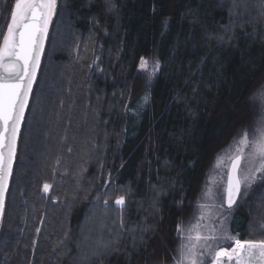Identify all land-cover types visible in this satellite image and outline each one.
Wrapping results in <instances>:
<instances>
[{"label": "trees", "instance_id": "obj_1", "mask_svg": "<svg viewBox=\"0 0 264 264\" xmlns=\"http://www.w3.org/2000/svg\"><path fill=\"white\" fill-rule=\"evenodd\" d=\"M14 5L0 0V36ZM151 55L160 70L145 86L139 64ZM263 75L264 0H58L19 137L0 264L171 261L211 154ZM232 208L230 232L264 240V182ZM86 237L95 242L80 246Z\"/></svg>", "mask_w": 264, "mask_h": 264}, {"label": "snow or ice", "instance_id": "obj_2", "mask_svg": "<svg viewBox=\"0 0 264 264\" xmlns=\"http://www.w3.org/2000/svg\"><path fill=\"white\" fill-rule=\"evenodd\" d=\"M57 4L58 0H15L6 32L0 36V215L12 175L20 126ZM140 67L148 68V61L142 58ZM157 67L158 64H154L152 71ZM225 158L228 175L221 198H226L227 208L231 209L241 194L242 185L251 187L258 179H264V119L257 125L252 138L245 131L233 140L217 157V168L225 163ZM50 188L47 183L43 186L45 193ZM204 195L212 198L214 193L208 190ZM124 200L120 196L115 203L123 205ZM204 218L201 214L194 225L178 228L181 243L176 264H204L205 256L211 258L210 264H264V240L241 241L223 224L219 229L201 224ZM225 242L231 246L225 247Z\"/></svg>", "mask_w": 264, "mask_h": 264}, {"label": "rangeland", "instance_id": "obj_3", "mask_svg": "<svg viewBox=\"0 0 264 264\" xmlns=\"http://www.w3.org/2000/svg\"><path fill=\"white\" fill-rule=\"evenodd\" d=\"M143 59L148 61V68L142 69L140 67L141 64L140 61L139 70L142 72L144 76L145 86H149L152 84V82L159 73L160 63L158 59L152 55L145 57ZM154 64H158V67L153 72L152 68ZM247 106H248L247 114L235 123V125L232 127L231 131L229 132L228 136L225 138V140L213 150L207 168L204 172L201 184L192 200L193 202L191 208L187 211V213H185L182 223H180L178 228L187 229L190 225H194L201 216V214H203L205 218L200 221L201 224H205V225L211 224L215 226L217 229H219L220 225L223 224L230 232L229 220L235 208L228 209L226 204V198H224L223 200L221 198L223 188L226 182V177L228 175L227 158H225V163L221 165L219 168H217L216 167L217 157L221 156L229 148L233 140L239 138L243 132L247 131L249 133L250 138H252L255 134V129L257 125L262 119H264V75L260 78L256 86L254 87L253 91L251 92L247 101ZM241 167H243V163ZM263 182L264 179H258L255 183L252 184L251 187H247V188L242 185V190H241L242 196L246 197L248 192L253 187L263 184ZM208 190H211L214 193V196L212 198H207L204 195L205 192ZM124 204H125V200H124ZM221 204H223V207L220 206ZM123 205H119V206L122 207ZM202 205H207L208 206L207 209L201 208ZM100 214L101 213H98L97 215L98 218L90 222L91 224L86 229L87 232H90V229L94 228L98 223V221L104 217V214L101 215ZM102 230L103 229L101 228L100 234L103 237V234L105 232L104 230L103 231ZM113 236L115 235L113 234ZM116 238L118 240L120 237L116 235ZM237 238L239 237L237 236ZM83 240L84 241H82L80 246H83L90 241L95 242L94 240L92 241V237L91 238L86 237L83 238ZM180 243H181V237L180 235H178V243L173 258L171 259V261H168V263L165 262V264H176V258L178 256V248ZM92 244L94 245V243ZM224 246L230 247L231 245L230 243L225 242ZM113 250H115V248H113ZM89 251L91 252V256H94L97 253V251H91L90 249ZM210 259H211L210 257L205 256L204 264H210ZM161 261L163 260H159V262Z\"/></svg>", "mask_w": 264, "mask_h": 264}, {"label": "water", "instance_id": "obj_4", "mask_svg": "<svg viewBox=\"0 0 264 264\" xmlns=\"http://www.w3.org/2000/svg\"><path fill=\"white\" fill-rule=\"evenodd\" d=\"M13 10H14V8H13ZM52 20H53V19H52ZM49 30H50V27H49ZM48 36H49V31H48L47 39L45 40V43H44V51H43V54H42V56H41L40 67H41V63H42V60H43V57H44V54H45V50H46V46H47V42H48ZM39 71H40V68H39V70H38V72H37V76H36L35 83L33 84L32 92H31V95H30V97H29V101H28V106H29V104H30V100H31V97H32V93H33V90H34V87H35V84H36V81H37V78H38V75H39ZM28 106H27V108H26V110H25L24 118H23V121H22L21 126H20L19 136H18V140H17L16 156H15V159H14V162H13V167H12V174H13V169H14V166H15L16 158H17V151H18L19 137H20L21 129H22L23 122H24V119H25V116H26V112H27V110H28ZM11 178H12V175H11V177H10V179H9L8 190H9V186H10ZM8 190H7V192L5 193V200H4V209H3V213H2V215H0V226H1V223H2V220H3L4 211H5V204H6V199H7ZM241 190H242V187H241ZM237 199H238V198H237Z\"/></svg>", "mask_w": 264, "mask_h": 264}]
</instances>
